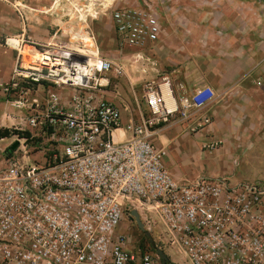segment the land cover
Returning <instances> with one entry per match:
<instances>
[{
	"label": "built area",
	"instance_id": "built-area-1",
	"mask_svg": "<svg viewBox=\"0 0 264 264\" xmlns=\"http://www.w3.org/2000/svg\"><path fill=\"white\" fill-rule=\"evenodd\" d=\"M127 27L133 33L126 37L141 48L145 38L155 41L162 33L154 14ZM6 44L17 60L0 89L15 109L38 110L26 116V128L15 126L30 134L17 135L15 148L0 157V264H164L157 249L132 245L117 232L133 209L156 213L165 240L191 264H264V181L203 175L179 182L154 141L172 123L192 135L208 129L217 97L212 88L178 95L176 87L184 86L160 74L145 84L147 111L124 124L121 108L100 93L102 74H124L121 65L94 52L82 62L73 47L27 53L23 36ZM43 81L51 87L40 107L30 95ZM65 88L71 94L64 103ZM123 129L130 136L120 141L116 131Z\"/></svg>",
	"mask_w": 264,
	"mask_h": 264
},
{
	"label": "crops",
	"instance_id": "crops-1",
	"mask_svg": "<svg viewBox=\"0 0 264 264\" xmlns=\"http://www.w3.org/2000/svg\"><path fill=\"white\" fill-rule=\"evenodd\" d=\"M25 2L0 0V85L10 82L17 60V51L4 43L5 38L24 36L28 31L46 32L48 38L51 10L38 15L28 8L32 0ZM116 4L109 13H95L100 17L93 26L100 37L102 32L106 35L93 52L121 65L125 73L117 81L112 69L102 75L108 88H102L101 95L121 108L125 124L131 118L139 120V110L147 111L145 84L160 74L170 73L175 83L184 86L183 90L176 87L178 95L203 85L212 88L217 97L211 104L214 121L208 129L192 135L184 124L172 123L154 141L166 151L165 166L179 182H193L203 175L250 181L251 166L264 158V0H122ZM116 10H131L132 15L117 19L113 16ZM144 14L158 16L162 33L155 41L145 38L141 48L126 35L133 33L127 26L142 23ZM119 24L125 26L122 32ZM46 37L41 35L40 40ZM50 87L46 81L33 86L30 96L40 107ZM60 93L65 103L71 89ZM37 110L15 109L0 89V131L11 130ZM116 135L120 141L130 136L124 129ZM211 141L221 144L204 149L203 144ZM15 143L13 134L0 136V153L13 150Z\"/></svg>",
	"mask_w": 264,
	"mask_h": 264
},
{
	"label": "rangeland",
	"instance_id": "rangeland-1",
	"mask_svg": "<svg viewBox=\"0 0 264 264\" xmlns=\"http://www.w3.org/2000/svg\"><path fill=\"white\" fill-rule=\"evenodd\" d=\"M117 2H122V0H32V6L28 7L30 11L39 15L42 12L41 10H51L49 13L50 31L48 32V38L46 37V32H24L25 35L23 37L26 38L28 44L26 45V52L39 54V51L53 52L59 51L60 49L73 47L76 50V57L82 62H86L89 56L93 57L94 48H97L98 50L99 39L104 40L106 35L105 32L101 33V37L98 35V32L93 26V21H96V19L100 17L97 14L109 13L110 8L114 5H117ZM19 6L22 8L26 7L21 2H19ZM58 12H60V14ZM95 13L97 14L95 15ZM59 20L62 21L60 24L57 23ZM63 24H65L64 27ZM31 33L32 36L29 35ZM94 33L96 37L94 36ZM41 35H44L47 40L44 39V41H41ZM10 37L15 36H9L7 38ZM7 38L3 40L5 44ZM97 53V56L100 57L99 52ZM110 72L115 75H113L114 81L119 79L122 80L121 77L123 74H117L115 69H112ZM102 75L103 77L106 76V74ZM102 83H106L105 78H103ZM102 88L107 89L108 87L103 85ZM15 126L16 125L11 128V131L13 132V135L17 141V135L26 136L27 134L25 133V129L24 131L18 130L15 128ZM17 126L26 128L25 120ZM7 140L12 142L14 141L13 138H9ZM31 145L33 144L29 142V146ZM6 151L7 149L1 152L0 157H2ZM35 156L36 155L32 156V158ZM204 164L208 166V160H206ZM199 166H202V164H199ZM251 167L253 170H251L249 178H246L250 181H264V158L257 160ZM137 210L141 214V219L145 224L146 229L142 230L135 218H133L131 215H126L117 228V232L129 237L132 245L141 247L147 243V237L149 236L145 231H149L154 239V242L158 245V248L163 249L166 254L167 252L171 253L173 259L176 260L175 262L173 261L175 264H191L188 258L185 257L184 252H182L179 248L172 246L165 240L163 227L158 215H156V213H147L142 209Z\"/></svg>",
	"mask_w": 264,
	"mask_h": 264
},
{
	"label": "water",
	"instance_id": "water-1",
	"mask_svg": "<svg viewBox=\"0 0 264 264\" xmlns=\"http://www.w3.org/2000/svg\"><path fill=\"white\" fill-rule=\"evenodd\" d=\"M17 145V142L15 143V146ZM131 216L133 218H135L136 222L138 223L139 227L142 229V230H145V224L143 223L142 219H141V214L139 213V211L137 209H133L131 211ZM146 234L150 237L151 241L155 244L154 242V239L153 237L151 236V233L149 231H145ZM157 252L159 254V256L161 257L162 261L164 264H166L167 262V259H168V256L167 254L164 252L163 249L161 248H157Z\"/></svg>",
	"mask_w": 264,
	"mask_h": 264
},
{
	"label": "trees",
	"instance_id": "trees-1",
	"mask_svg": "<svg viewBox=\"0 0 264 264\" xmlns=\"http://www.w3.org/2000/svg\"><path fill=\"white\" fill-rule=\"evenodd\" d=\"M27 135H29L30 133L28 131L25 132ZM11 134H13V132L9 129H4V130H1L0 131V136L1 137H7V136H10ZM10 149H8L9 151ZM147 237V236H146ZM156 244V243H155ZM149 237H147V243H145L144 245L141 246V248L143 249H151L153 251H156V249L158 248V245L156 244L155 245ZM166 264H175L173 262V260L170 258V256L168 255V259H167V262Z\"/></svg>",
	"mask_w": 264,
	"mask_h": 264
},
{
	"label": "bare ground",
	"instance_id": "bare-ground-1",
	"mask_svg": "<svg viewBox=\"0 0 264 264\" xmlns=\"http://www.w3.org/2000/svg\"><path fill=\"white\" fill-rule=\"evenodd\" d=\"M95 55H97V54H95ZM97 61H100V59L97 58ZM97 61H96V62H97Z\"/></svg>",
	"mask_w": 264,
	"mask_h": 264
}]
</instances>
